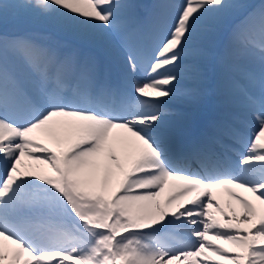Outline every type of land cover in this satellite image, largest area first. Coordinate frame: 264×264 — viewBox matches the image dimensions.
<instances>
[{
  "label": "snow or ice",
  "instance_id": "1",
  "mask_svg": "<svg viewBox=\"0 0 264 264\" xmlns=\"http://www.w3.org/2000/svg\"><path fill=\"white\" fill-rule=\"evenodd\" d=\"M10 18L154 52L129 88ZM0 264H264V0H0Z\"/></svg>",
  "mask_w": 264,
  "mask_h": 264
},
{
  "label": "bare ground",
  "instance_id": "2",
  "mask_svg": "<svg viewBox=\"0 0 264 264\" xmlns=\"http://www.w3.org/2000/svg\"><path fill=\"white\" fill-rule=\"evenodd\" d=\"M134 2L140 4L141 6H145V5H152V4L156 3L157 0H134ZM243 2H245V3L249 4V5L259 6L260 3H261V0H243ZM141 13H143V7L141 8ZM38 26H40V25H38ZM9 28H10V26H9ZM47 34L54 35V37H56L58 40H60V42L62 41L61 42L62 44L64 42H68L70 44L69 47L70 46L79 45L78 47L81 50H83L84 52H85V50H94L95 52H97V51L98 52H101V54H103L104 57L108 58L113 63L119 64V66L121 68H123L124 71H126V61H125L126 51H125V49L122 47V45L119 42H115L114 41L112 43L110 49L107 52H105L103 50L90 49L88 45L84 44L78 38H76L75 36H73L71 34L54 33L51 29H49L47 31ZM145 37L146 36H142L141 39L143 40ZM47 38H48V36H47ZM226 45H227V33H225L223 36H221L216 41V43H215V45H214V47L212 49L214 56L221 55L223 53ZM189 62L190 61H186V66H187V64ZM203 62L204 63H208V61H203ZM238 63H240V64H247V62L244 59L243 60L238 59ZM202 105H204V109H203L204 114H202V115L204 117L205 124L203 126H201V128L204 127L209 122V120H211L216 115V107H215L216 100H215V98H212L211 100L206 101ZM168 107L172 110L173 113L176 111V109H175V102L170 103ZM190 107H194V105H187V107L184 106V109L183 110L186 113L187 112L190 113L191 110H192V108H190ZM235 107H236V110L237 111H240L241 110L240 107H239V103H237V105H235ZM189 123L192 125V127L194 126V124H197V122H194V124H192V122H190V121H189ZM166 194H167V191H166L165 195ZM216 194L221 199V204L225 208H227V201L229 199V197L227 196V194L225 192H223V190H216ZM217 215H219V213H217Z\"/></svg>",
  "mask_w": 264,
  "mask_h": 264
},
{
  "label": "rangeland",
  "instance_id": "3",
  "mask_svg": "<svg viewBox=\"0 0 264 264\" xmlns=\"http://www.w3.org/2000/svg\"><path fill=\"white\" fill-rule=\"evenodd\" d=\"M178 2H179V0H178ZM34 22L35 21L29 22V23H20V22H14L10 18L8 24L6 25V30L9 31V32H24L25 30H27L30 34H32L34 36H37V37H46L47 38V36H48V38H52V39L56 40V42L58 41L57 43H59L62 47H64V45H66V46L70 45L68 42H64L62 44L61 43L62 41L60 42V40H58L56 37H54V35L47 34V31L50 29L47 25H44V24H42L40 22L37 23V21L35 23ZM38 25H40V26H38ZM9 26H10V28H9ZM24 28H25V30H23ZM239 59L240 60L244 59L247 62V60L243 56H241ZM195 119L197 121H200V123L203 122L201 119H199V117L197 115H190V117L188 118V120H190V122H192V123H194Z\"/></svg>",
  "mask_w": 264,
  "mask_h": 264
}]
</instances>
